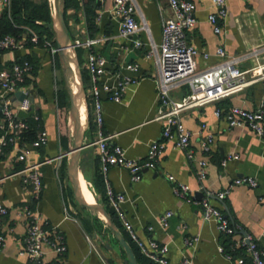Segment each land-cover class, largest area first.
<instances>
[{
	"label": "crops",
	"instance_id": "crops-1",
	"mask_svg": "<svg viewBox=\"0 0 264 264\" xmlns=\"http://www.w3.org/2000/svg\"><path fill=\"white\" fill-rule=\"evenodd\" d=\"M193 1L197 5V25L189 31L188 39L199 51L196 61L200 69L208 68L220 61L216 50L221 46L228 55L264 48L263 0H226L228 14L225 18H219L222 28L220 33L214 31L209 21V15L217 11L213 0ZM137 2L149 23L152 37L156 42H160L162 18L170 13L167 0ZM101 3L102 8L98 10L97 16L101 31L96 37L103 35L110 38L99 43L96 48L110 59L112 65L124 61H138L144 76L139 83L129 87L123 101L103 100L102 131L105 135H114L111 142L121 145L127 157L144 160L150 143L161 138L164 126V121L157 119L158 97L154 65L145 59L144 49L125 51L122 48L123 39L115 37L118 33V23L109 13L113 0H104ZM3 13L4 9L0 6V19ZM79 14L80 33L82 36L87 35L85 17L82 11ZM27 36V33L23 35L19 48L0 50V63L6 64L22 58L32 61L34 70L30 81L34 87L35 108L49 135L48 143L35 150L30 157L32 162L47 161L43 166V193L37 203L32 204L49 225H57L64 233L68 249L64 255L48 253L43 264H53L59 259L63 264H109L100 241L97 240L99 238L96 239V235L95 238L89 236V231L82 220L87 215L71 197L72 184L67 169L74 138L69 114L67 110L65 113L61 112L59 107V88L56 79L61 74L60 68L63 72L62 66L60 61V65L57 63V56L51 55L45 46L30 42ZM141 38L146 41V33L143 32ZM204 54H208L209 57L205 58ZM86 55L87 50L84 53L83 65ZM259 60L264 62V52ZM256 63V59L250 58L241 62L239 67L245 71L254 67ZM89 86L90 79L86 90ZM263 89L264 82L259 81L231 97L182 113L181 118L185 126L193 132L191 146L196 151V157L208 160V176L202 183L197 176L199 169L197 162L190 161L185 151L175 147L173 142L168 144L155 169L144 170L140 181H133L129 170L124 167H110L108 179L114 190L126 194L127 200L123 207L140 237L145 241L155 239L167 243L171 264H181L184 255L191 257L194 264L232 263L219 251V245L225 235L219 232L215 221L205 219L201 202L206 197V190L215 192L225 190L236 177L241 176L256 178L257 187L239 185L234 187L224 200L210 197L209 202L224 211L230 221L240 227L238 236L244 233L251 234L264 250V136H259L245 127L230 128L224 117L218 118L215 115L216 109H221L225 113L234 105L251 109L257 107ZM187 90L188 87H183L173 95L179 100ZM203 124L207 125L205 133L214 134V142L207 153H203L200 146L204 134L200 132ZM97 137L98 124L94 106L91 104L80 165L83 175L89 178L94 189L95 180L101 172L97 146L93 144ZM229 153H238L239 158L232 159L223 166L222 160ZM23 166V162L14 160L13 155H8L0 162V177L11 174ZM170 174L175 176L176 181L190 187L189 200L174 193V182L168 179ZM98 184L102 189V182L98 180ZM27 202H31L30 191L20 177L6 178L0 182V205L9 209L8 214L0 216V228L6 234L5 246L0 249V264L28 263L27 258L19 254L27 230V221L16 214L17 207ZM68 206L72 208V219H65V208ZM167 211H173L174 215L169 220V226L163 228L158 220ZM150 226H153V230H149ZM192 236L200 237L195 248L187 247L184 243L186 237ZM110 254L112 255V251ZM247 261L250 262L248 257Z\"/></svg>",
	"mask_w": 264,
	"mask_h": 264
},
{
	"label": "built area",
	"instance_id": "built-area-1",
	"mask_svg": "<svg viewBox=\"0 0 264 264\" xmlns=\"http://www.w3.org/2000/svg\"><path fill=\"white\" fill-rule=\"evenodd\" d=\"M87 0H81L86 2ZM103 2L104 0H100ZM264 1V0H263ZM170 13L162 18V37L156 42L151 35V29L144 14L141 12L137 0H113L109 10L111 17L118 23V33L115 37L123 39L122 48L125 51L144 49L145 59L151 61L155 69V84L158 97V117L164 121L161 138L150 143L148 154L144 160L127 157L125 149L111 139L114 135H105L102 131L103 100L121 102L131 85L139 83L143 78L142 67L138 61H124L118 65H112L110 59L96 46L110 37H77L73 40L76 49L87 50L84 67L90 76V86L87 92L88 102L94 106L98 124V137L93 142L97 146L100 159V171L106 187V197L109 206L115 212L123 230L137 245L141 253L157 264H171L168 258L169 245L155 239L143 240L136 227L129 218L123 204L127 197L123 192L113 189L108 172L112 166H121L129 170L133 181H140L145 169H155L159 159L170 142L175 147L185 151L187 158L196 161L199 169L197 176L202 183L208 176V160L197 158L196 151L191 146L193 132L187 128L181 118L185 110L205 106L224 98L231 97L244 91L251 85L264 82V62L259 57L263 49L242 52L236 55H228L224 47H218L216 55L220 61L208 68L200 69L196 61L197 48L189 42L188 33L197 25V5L193 0H167ZM217 11L209 15V21L216 33L222 28L219 18H225L228 14L226 0H213ZM0 6L11 11L12 0H0ZM101 14L99 15V19ZM146 33L147 40L141 38ZM38 35L32 32L31 41L38 42ZM22 45L16 36L7 34L0 38V50L17 49ZM44 46L51 55L58 54L57 45L53 41L46 40ZM208 58V54H204ZM254 58L257 63L249 70H241L240 63ZM34 66L29 60H15L8 65L0 63V162L4 157L13 155L14 160L23 162L24 166L11 174L1 176L0 182L10 177H20L28 187L31 202L17 207L16 214L27 221V230L23 237L21 256L27 258V264H43L48 253L64 255L67 252V242L64 233L55 225H49L33 205L40 199L44 189V170L46 160L32 162L30 157L48 143V131L43 126L42 118L36 111L28 118L19 117L20 112H29L34 102L32 97L34 87L30 81ZM183 87H188L187 93L177 100L173 93ZM218 118L224 117L228 127H245L254 131L259 136H264V89L260 103L255 108H247L241 105L232 106L227 112L221 109L215 110ZM38 122L36 138L32 142L26 140L28 132L32 129L29 119ZM206 124L202 125L200 140L201 151L207 153L214 142V134L205 133ZM238 153H229L223 160L226 166L228 161L238 159ZM168 179L174 182V193L189 200L190 187L176 181L174 175H168ZM239 185L252 188L257 187L258 181L251 176L236 177L232 183L222 191L206 190V197L201 204L204 208L206 220L216 222L217 229L225 236L232 238V251L226 250L221 243L219 251L232 263L231 264H264V250L257 240L249 233L240 236L239 226L233 224L229 217L220 208L209 202L210 197L224 200L232 189ZM204 188L203 184L201 185ZM33 203V204H32ZM72 208H65V219H72ZM9 209L0 205V216L8 214ZM174 215L173 211H167L159 217V224L163 228L169 226V220ZM153 230V226L149 227ZM199 236L186 237L184 243L187 247L195 248L199 242ZM6 234L0 228V249L5 246ZM237 249H244L245 253L235 255ZM247 257L250 262L247 261ZM181 264H194L191 257L184 255Z\"/></svg>",
	"mask_w": 264,
	"mask_h": 264
},
{
	"label": "trees",
	"instance_id": "trees-1",
	"mask_svg": "<svg viewBox=\"0 0 264 264\" xmlns=\"http://www.w3.org/2000/svg\"><path fill=\"white\" fill-rule=\"evenodd\" d=\"M100 8H102V3L100 0H88L87 2L83 4L81 3V0H66L65 17H66V21L69 27L72 40H75L76 38L70 26V21H69L70 11H74V13L72 12L73 16L77 17L76 19L77 21H79V23L81 21L79 12L80 11L83 12V15L85 17V27L87 29V35H83V37H96L97 35L100 34V31H101V27L97 23L98 10ZM51 23H52V8H51L49 0H45L40 3L34 2L32 0H12L11 11L9 12L8 10L5 9L2 15V19H0V38L7 34H11V35L16 36L19 40H21L23 35L27 33L28 40L32 42L30 40V37L32 35V32H34L39 37L38 42H35V43H38L44 46V43L46 40H51L53 41V44L56 45V41L54 39L52 28L48 26ZM103 33H106V32L103 31ZM85 51L86 50L83 48L77 49V53H78L81 66L84 63ZM56 56H57V63L59 64L58 54ZM23 60H29V59L22 58V59H19L18 61H23ZM30 62L32 63V61ZM7 64L10 65L12 64V62H9ZM82 73H83L85 87L87 89V82L90 79V76H89L88 70L84 67V65L82 66ZM58 99H59V107L61 109V112L65 113L69 105V102H68L69 97H68L66 89L62 90V92H60L59 90ZM88 103H89V108H90V101ZM29 122L31 123L32 129L28 132L26 140L28 142H32L36 138V132L39 126H38V122H35L32 118L29 119ZM98 180L102 182V185H103L102 189H100ZM95 183H96V186H95L96 193L99 195L100 201L104 204L107 211L111 214L114 221L116 222L118 227L123 232L125 238L130 242L139 263L140 264H157L151 261L150 259H148L147 257H145L141 253L137 245L131 240L129 235L123 230L120 222L118 221L115 215V212L112 210V208L109 206L107 202L106 187H105V182H104L103 175L101 174V172L98 173ZM97 221H98V225L104 224L103 220L99 218H97ZM232 242H233L232 238L228 236H225L224 239L222 240V244L225 246L226 250L230 252L232 251ZM244 253H245L244 249H237L234 252L235 255H240ZM53 264H63V262L61 259H59V260H55Z\"/></svg>",
	"mask_w": 264,
	"mask_h": 264
},
{
	"label": "water",
	"instance_id": "water-1",
	"mask_svg": "<svg viewBox=\"0 0 264 264\" xmlns=\"http://www.w3.org/2000/svg\"><path fill=\"white\" fill-rule=\"evenodd\" d=\"M54 10L52 12V23L48 26L54 30V37L58 48V58L63 69V77L69 95L70 122L73 124V146L70 151L68 163V177L72 184L74 199L77 203L88 209L92 214H98L103 222L111 229L115 239L124 249L126 262L128 264H140L130 242L125 238L123 232L114 221L111 214L107 211L104 204L100 201L99 195L94 193L95 202H88L84 199L81 192L82 167L80 165L81 150L84 148L85 133L89 123V103L87 98L86 87L83 79L81 63L78 57L77 49L74 47L70 35L69 27L65 17L66 0H54ZM73 55L75 68L69 63L68 55ZM77 73V91L73 90L72 79ZM34 105L29 112H20L19 117L28 118L35 112V98L32 97ZM85 105L86 119L82 120L81 106ZM108 249L111 245L106 244Z\"/></svg>",
	"mask_w": 264,
	"mask_h": 264
},
{
	"label": "rangeland",
	"instance_id": "rangeland-1",
	"mask_svg": "<svg viewBox=\"0 0 264 264\" xmlns=\"http://www.w3.org/2000/svg\"><path fill=\"white\" fill-rule=\"evenodd\" d=\"M34 1L37 2V3H40V2H43L45 0H34ZM49 2H50L51 8H52V12H53V10H54L53 0L52 1L49 0ZM72 12L73 11H70L69 21H70V26H71V28H72V30L74 32V36H75V38L83 37L81 35V33H80V29H81L80 25H81V23H79V21H77V19H76L77 17L73 16ZM79 15H81V14H79ZM52 31H53V34H54V30L53 29H52ZM54 39H55V37H54ZM60 71L61 72H59V73H61V74H59V76L56 79L57 84H58V88H59L58 90H60V92H62V90L66 89V91H67V88H66V85H65V80H64V77H63V72H62L61 68H60ZM67 94H68V91H67ZM69 107H70V104H69ZM69 107L67 109V113L68 114H69V110H70ZM71 127H72V124H71ZM85 177L91 183L93 192L96 193L92 182L89 180V178L86 175H85ZM70 191H71V197L74 200V202L76 203V205L83 211V213H85V215H87V216H84L82 220H83L84 224H86V228L89 231V236L91 238H95V235H96V239L99 238L97 240L100 241L99 243L101 244V248H102L104 254L106 255L105 257H106L107 262H110L109 264H111V263L112 264L113 263L114 264H125V263L128 264L126 262V254L123 251L122 247L117 242V240L115 239L111 229L105 223L103 225L102 224L98 225L97 218L101 219L100 216L98 214H91V212L88 209L80 206L77 203V201L74 199L73 188L72 187L70 188ZM106 244L111 245V247H112L111 248L112 255L110 254L111 251H108V249L106 247Z\"/></svg>",
	"mask_w": 264,
	"mask_h": 264
},
{
	"label": "bare ground",
	"instance_id": "bare-ground-1",
	"mask_svg": "<svg viewBox=\"0 0 264 264\" xmlns=\"http://www.w3.org/2000/svg\"><path fill=\"white\" fill-rule=\"evenodd\" d=\"M53 2H54V0H53ZM68 60H69V63L75 68V64H74V60H73V55L69 54L68 55ZM77 82H78V77H77V73H76L75 78L72 79L73 90L75 92L77 91ZM81 117H82V120L85 121V119H86V108H85V105H82L81 106ZM70 125H71V123H70ZM72 129H73V124H72ZM80 179H81V192H82V196L88 202H91V203L92 202H95V197H94V193H93V191L91 189L90 182L87 180V178L83 174H81Z\"/></svg>",
	"mask_w": 264,
	"mask_h": 264
}]
</instances>
